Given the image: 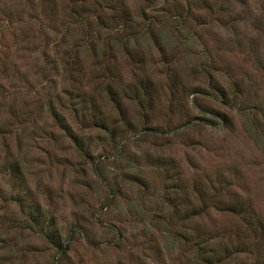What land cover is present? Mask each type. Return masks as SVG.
<instances>
[{"label": "rangeland", "instance_id": "rangeland-1", "mask_svg": "<svg viewBox=\"0 0 264 264\" xmlns=\"http://www.w3.org/2000/svg\"><path fill=\"white\" fill-rule=\"evenodd\" d=\"M123 2L129 15L104 8L102 26L70 0H0V264H202L167 228L176 176L218 238L249 230L213 195L264 223V0ZM29 210L52 219L61 251ZM257 252L230 264H264Z\"/></svg>", "mask_w": 264, "mask_h": 264}, {"label": "trees", "instance_id": "trees-1", "mask_svg": "<svg viewBox=\"0 0 264 264\" xmlns=\"http://www.w3.org/2000/svg\"><path fill=\"white\" fill-rule=\"evenodd\" d=\"M72 1L73 7L71 8L74 12L77 13V20H85L86 17L83 16V12L85 10H93L97 17L98 23L102 26H107V21L103 15L104 8H109L112 15L115 14L120 15L123 19L124 16L129 15V10L124 5L123 0H70ZM77 10H76V9ZM84 10V11H83ZM184 13V11H183ZM180 12V20L185 19L184 14ZM181 15L183 17H181ZM116 18V17H114ZM122 19V20H123ZM88 20V19H87ZM89 24L90 22L84 21ZM144 84H142L143 86ZM107 94L109 95L110 100H112L119 111V118L122 122H128L127 113L123 108V102L121 98L118 96L116 90L112 89L108 86ZM71 94V93H70ZM227 92L223 91V95L225 96ZM80 97L82 101H85L86 97L83 93H80ZM130 97V96H128ZM138 99V102L143 98L137 92L134 96ZM70 104L72 103V95L70 96ZM74 104L72 109L76 116L78 115L77 104L73 100ZM53 116L55 120L59 123L60 127H62L68 134L74 137V140L78 142L77 135L72 131L69 123L64 121L63 116L55 110L52 106L51 108ZM79 120V119H78ZM92 124L94 126L102 127L104 130L109 131L113 137H115L114 133L118 130V127L113 124L107 123L101 116H96L95 114L91 115ZM11 169L15 168L18 171V164L16 162L11 163ZM169 187L173 190V193L170 194L169 204L171 209L167 214L166 224L167 228L170 232L176 237L179 238L182 242H186L190 249H193L196 252V256L202 262V264H230L232 260H235V256L238 258V253H252L256 252V256H258V252L262 247H264V223L261 220L258 213L252 207L249 201H244L240 199L236 200H224L221 199L218 195H213L216 200L214 201V206L218 209L225 210L239 216L241 222L246 225L249 230V233L245 231H239L235 234V238L229 237L228 239H220L217 233L211 232L208 228L202 226L197 221L192 222L196 216L204 213L209 208V203L204 199H201V203L197 206L193 203H188L184 199L189 196L188 193H185L184 199L178 200L179 193H182L185 189L184 183L181 181L180 177L176 176L175 181ZM178 191V192H177ZM115 191L112 189V193ZM177 192V193H176ZM204 198V197H202ZM108 203V202H107ZM38 204L36 205V208ZM30 220L33 223L39 224L41 233L50 240V242L56 247L57 251H61L63 248V243L61 240V235L58 232V229L52 226L54 223L51 218L43 217L41 212L39 211L36 215L32 210L28 211ZM41 215V217H40ZM170 224H178L177 227H174ZM176 226V225H175ZM180 226V228H178ZM249 235V241L247 236ZM233 264H251L247 262V260H239Z\"/></svg>", "mask_w": 264, "mask_h": 264}]
</instances>
